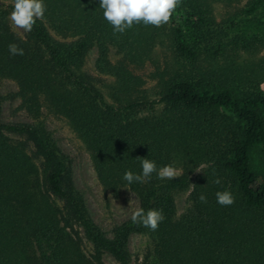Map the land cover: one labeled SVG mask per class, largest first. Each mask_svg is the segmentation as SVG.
<instances>
[{
  "label": "trees",
  "instance_id": "obj_1",
  "mask_svg": "<svg viewBox=\"0 0 264 264\" xmlns=\"http://www.w3.org/2000/svg\"><path fill=\"white\" fill-rule=\"evenodd\" d=\"M4 1L14 0H0V77L18 83L23 105L37 122L0 120V264H105L107 256L129 264L128 241L136 232L153 243L141 264H264V183L256 179L254 155L264 165V60L251 68L227 67L231 73L184 69L159 98H139V79L109 57L112 51L130 58L150 53L162 26L134 23L114 33L100 0H43V19L23 38L9 21L14 3ZM218 1L180 0L171 13L177 51L193 65L201 54L225 58L230 50L264 46V35L230 37L231 26L214 16ZM261 9L264 0H251L245 11ZM50 28L71 39H55ZM11 43L24 55H11ZM92 49L97 69L115 77L119 104L109 102L81 72ZM43 101L84 141L105 188L118 192L128 186L145 211L163 212L156 231L129 218L112 238L105 234L75 186L70 158L40 119ZM6 132L28 135L43 165ZM139 158L154 161L157 172L166 165L182 172L163 180L154 172L145 183L128 184L126 171L142 172ZM217 178L220 184L213 183ZM188 190L178 215L176 197ZM224 190L235 198L230 206L217 203L216 192ZM201 194L207 203L198 199ZM72 221L90 242V253Z\"/></svg>",
  "mask_w": 264,
  "mask_h": 264
},
{
  "label": "rangeland",
  "instance_id": "obj_2",
  "mask_svg": "<svg viewBox=\"0 0 264 264\" xmlns=\"http://www.w3.org/2000/svg\"><path fill=\"white\" fill-rule=\"evenodd\" d=\"M251 0H222L214 3V16L216 21L222 26L230 25L229 36L236 34L246 35L251 39L254 35H264V9L256 14H247L245 9ZM5 5L13 4L12 1H4ZM10 21V20H9ZM11 24V22H10ZM13 30L21 37L26 38L27 32L15 28ZM162 37L159 38L153 50L148 54L130 58L125 57L115 51L110 54V60L116 64L123 62L127 68L139 79L136 97L156 99L166 89V86L184 69L210 70L222 69L231 73L227 67L232 69L251 68L264 60V46L259 45L252 50L229 51L224 57L212 58L201 54L196 63L184 60L177 51L175 38V24L169 21L163 25ZM188 26L185 25L184 33L187 35ZM51 35L60 41H69V36L59 35L50 28ZM188 37V35L186 36ZM97 49H92L87 56L82 67V73L94 85H96L106 96L107 100L113 104H119L122 96L117 95L113 88L115 77L110 74L101 73L95 64ZM231 56V58H229ZM230 59H234L232 63ZM262 62V61H261ZM236 65V66H235ZM234 72V71H233ZM261 85H264V80ZM264 89V88H263ZM18 83L11 78L0 77V120L8 124L36 123L37 120L28 112L23 105L20 96ZM40 119L45 123L46 128L56 139L59 147L70 158L73 178L76 188L83 194L90 213L95 222L101 227L105 234L112 238L114 229L124 221L131 218L132 211L141 207L140 200L136 192L128 186L122 187L118 192L105 188L101 183L93 159L84 141L74 131L69 121L62 115L56 113L48 103H42ZM10 140L15 144H21L22 149L35 161L38 166L43 165L42 158L36 152V146L28 135H19L6 132ZM255 155L256 179L259 183H264L263 161ZM202 166L197 168L196 174ZM177 169L179 175L182 170ZM191 190V188H190ZM190 190L183 192L176 197L177 214L182 213L186 206V199ZM166 200L165 195L162 196ZM64 210V203L52 197ZM74 229L80 232L82 237V248L90 253L92 250L90 242L85 238L82 228L72 221ZM152 239L145 233L136 232L129 237L128 246L131 254L129 264H141L152 248ZM105 264H120L112 256L106 257Z\"/></svg>",
  "mask_w": 264,
  "mask_h": 264
},
{
  "label": "clouds",
  "instance_id": "obj_3",
  "mask_svg": "<svg viewBox=\"0 0 264 264\" xmlns=\"http://www.w3.org/2000/svg\"><path fill=\"white\" fill-rule=\"evenodd\" d=\"M180 0H100V8L103 9L104 18L112 25L114 33H123L131 28L133 24L143 22L145 25L161 26L167 23L171 13L179 5ZM43 0H14L13 10L9 15V20L15 28L31 32L38 19H43L45 13ZM9 53L13 56L24 55V50L17 44L11 43L8 46ZM264 88V85H261ZM141 160V173H133L128 170L124 173L123 179L132 183H145L154 172H157V165L148 158ZM178 172L172 165L159 168L158 179L176 178ZM220 184L217 178L213 181ZM217 203L221 206H230L235 202L233 194L228 191L216 192ZM198 199L202 203H207V196L201 194ZM165 219L163 212L157 209L145 211L142 207H137L132 211L131 221L140 224L145 228L156 231L159 224Z\"/></svg>",
  "mask_w": 264,
  "mask_h": 264
}]
</instances>
